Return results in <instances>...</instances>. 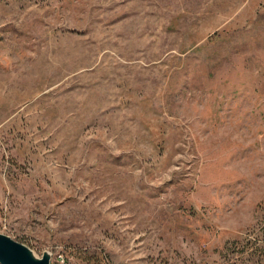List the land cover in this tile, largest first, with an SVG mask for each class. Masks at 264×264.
<instances>
[{
    "label": "rangeland",
    "instance_id": "1",
    "mask_svg": "<svg viewBox=\"0 0 264 264\" xmlns=\"http://www.w3.org/2000/svg\"><path fill=\"white\" fill-rule=\"evenodd\" d=\"M0 233L264 264V0H0Z\"/></svg>",
    "mask_w": 264,
    "mask_h": 264
},
{
    "label": "water",
    "instance_id": "2",
    "mask_svg": "<svg viewBox=\"0 0 264 264\" xmlns=\"http://www.w3.org/2000/svg\"><path fill=\"white\" fill-rule=\"evenodd\" d=\"M51 254L44 251L38 257L25 244L0 233V264H50Z\"/></svg>",
    "mask_w": 264,
    "mask_h": 264
}]
</instances>
